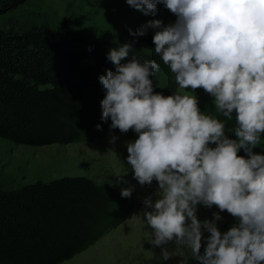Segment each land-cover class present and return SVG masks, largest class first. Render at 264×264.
Returning <instances> with one entry per match:
<instances>
[{"label":"clouds","instance_id":"obj_1","mask_svg":"<svg viewBox=\"0 0 264 264\" xmlns=\"http://www.w3.org/2000/svg\"><path fill=\"white\" fill-rule=\"evenodd\" d=\"M126 3L145 16L163 5L176 17L167 25L149 20L129 32L154 31V52L178 86L172 95L155 92L150 77L159 63L130 55L128 43L110 49L107 59L115 68L99 76L101 119H110L111 129L138 134L127 142L133 178L141 186L158 184L155 199L146 198L142 213L131 219L151 229L153 246L172 243L199 264H264V155L253 151L264 134V0ZM198 88L214 97L218 115L201 112L192 94ZM234 111L230 131L236 138L230 139L219 116L231 121ZM131 194V188L121 191L122 197ZM198 205H215L219 212L200 221ZM224 211L236 223L222 233L216 222ZM173 255L162 247L163 260Z\"/></svg>","mask_w":264,"mask_h":264},{"label":"trees","instance_id":"obj_2","mask_svg":"<svg viewBox=\"0 0 264 264\" xmlns=\"http://www.w3.org/2000/svg\"><path fill=\"white\" fill-rule=\"evenodd\" d=\"M26 2L0 0V17ZM143 42L149 51L131 44L130 55L159 63L150 79L154 91L164 95L165 85L174 86V76L155 54L153 39ZM122 45L106 35L87 38L66 21L55 28L15 29L9 24L8 31L0 30V139L43 147L106 134L111 121L101 119L105 90L99 76L114 70L107 55ZM235 115L231 121L219 116L230 139L236 138L230 131ZM8 182L0 174V264H61L120 225L121 193L87 177Z\"/></svg>","mask_w":264,"mask_h":264},{"label":"rangeland","instance_id":"obj_3","mask_svg":"<svg viewBox=\"0 0 264 264\" xmlns=\"http://www.w3.org/2000/svg\"><path fill=\"white\" fill-rule=\"evenodd\" d=\"M175 19L163 5H158L155 15L145 16L141 11L130 7L126 0H27L15 12L0 17V30L8 31L9 24L15 29H28L32 26L55 28L66 21L87 38L95 39L106 35L117 42L134 44L147 51L143 39L152 38L154 31L149 28L143 36H134L129 29L135 33L149 20H160L167 25L174 23ZM173 83L171 90L165 85V96L172 95L177 90L175 80ZM192 94L197 97L202 113L215 114L213 96L202 88L196 89ZM113 136L117 139L110 143ZM137 138L138 134L135 132L121 133L119 129H111L88 141L69 145L29 147L0 139V174L11 185L83 176L117 193L125 188L132 189L130 197H122L124 210L120 225L107 232L93 246L61 264H199L189 250L178 249L172 243L162 246L174 253L169 260H163L162 247L153 246L149 242L151 229H146L131 219L142 213L143 201L148 197L155 199L158 190L156 181L151 185L141 186L133 178V171L127 164V142H134ZM253 151L264 155V140ZM240 153L245 154L243 150ZM214 212H219L215 205L211 208L198 205L197 217L200 221L210 220ZM220 215L222 220L216 223L224 233L236 221L227 211L220 212ZM208 235L209 233H204L205 238ZM205 247L206 242L202 240L201 254Z\"/></svg>","mask_w":264,"mask_h":264}]
</instances>
